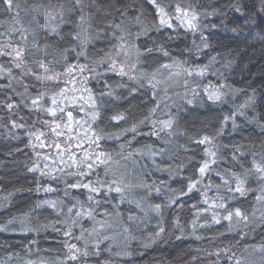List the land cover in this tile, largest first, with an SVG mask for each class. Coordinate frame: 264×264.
<instances>
[{
  "label": "trees",
  "instance_id": "16d2710c",
  "mask_svg": "<svg viewBox=\"0 0 264 264\" xmlns=\"http://www.w3.org/2000/svg\"><path fill=\"white\" fill-rule=\"evenodd\" d=\"M19 2L25 7L32 4L49 5V0ZM160 2L166 7L175 3L186 8L191 5L199 14V29L189 31L176 21L171 29L159 25L155 10L147 0H96V5L101 6L99 12L93 0H82L84 21L79 22V11L66 13L69 22L61 26V35H46L38 25H31L30 31L35 30L40 45H50L47 59L53 61L56 72L63 70V50L73 45H77L79 50L82 44L87 59L84 56L77 58L75 53L69 51L70 63L100 65L97 70L103 72L107 64L101 65L102 60L111 58L121 62L122 59V63L128 65L129 75L137 77L132 81L127 76L122 78L108 73L107 82L113 86L114 96L118 98L99 97L100 91L112 89L106 88L100 77L91 79L89 86L103 101L97 123L106 133L118 132L139 123L149 115L150 109L159 104L154 118L168 119L170 114L175 120L176 134L168 136L161 133L162 142L151 135V122L145 121L139 126L131 146L125 142L132 139V133L121 140L103 141L104 147L113 156L112 170L117 175L123 174L124 184L127 185L124 188L125 199L121 202L119 194L113 193L115 199L112 204L116 207L102 204L93 213L95 220L70 217L67 206L75 203L73 197L86 201V190L67 189L69 195L66 197L64 181L72 182L75 178L57 172L54 174L62 178L51 180L41 177L39 172L29 171L36 164L51 167L50 160L46 161L43 155L37 156L36 153L52 150L34 149L29 144L28 132L32 130L31 123L37 114L30 113L22 104L10 114L2 106L3 102L11 96L14 102L19 103L21 97L11 88L0 90V225L15 218L14 223L8 225V231L0 232V264H29V261L32 264H62L67 253L66 241L77 244L82 251L87 242L89 251L87 258L81 257L80 261H69L68 264H236L237 259L241 264H264V220L261 219L264 215V181L250 175L246 185L250 190L245 196H240L239 193L228 192L220 179V176H224L231 181L230 172H225V169L243 173L245 168L251 167L254 157L260 161L264 156V0ZM60 3L67 9L74 7L75 0H50L52 6ZM234 5L240 11H236ZM21 18L28 26L31 13L25 16L22 11ZM6 19L5 14H0V20ZM38 20L43 24V15L38 16ZM121 21V29L108 27L110 23L115 25ZM74 33H79L78 41L72 39ZM201 34L206 39L202 40ZM121 36L123 40L119 39ZM205 43L208 44L207 48L204 47ZM137 48L143 55H138ZM147 49L152 51L149 53ZM162 49L169 55L164 56ZM0 63L5 68L11 66L4 58H0ZM161 64L172 65V73L178 75H171L170 80L162 84V80H166L171 72L160 69L153 80L156 85L153 89L148 86L145 77ZM205 65L207 70L203 77H189L184 72V68L195 69ZM13 73L19 80L20 70L13 69ZM24 81L29 83L32 95L37 90L51 91L54 88L51 82L45 88L30 77L24 78ZM185 81L188 88H184ZM7 83V79H0V84ZM117 83L125 87L116 88ZM141 83L145 87L141 88ZM33 84L36 86L31 87ZM209 84L224 85L220 89L224 93L221 101H208L204 87ZM12 88L17 92L23 91L16 81H13ZM191 88H196L199 95L194 96ZM132 89H136L135 93L131 92ZM153 92L156 99H153ZM187 100L193 103L189 105ZM17 112L19 115L15 114ZM116 113L126 114L127 121L119 124L111 121L110 117ZM233 113L236 114L237 127L233 129L231 120L227 125H222L223 118ZM21 115L25 118L23 121L20 120ZM40 118L44 119L43 116ZM12 120L26 123L28 127L12 128ZM159 127L157 124L156 128ZM221 127L223 134L218 135ZM205 134L214 137L217 162L211 165L212 170L203 183L170 204V199L186 191L189 178L198 176V162L211 159L205 157V145L192 142ZM121 143L125 145L123 155L119 154ZM186 148L188 151H185ZM236 148H240L244 155L236 152ZM160 149L164 151L155 156L156 163L153 164L150 153H159ZM137 151L144 155L135 154ZM130 152L134 154L130 156ZM234 153L237 160L232 159ZM190 157L194 159L190 160ZM38 182L51 184L58 190L45 193L41 188L37 191ZM231 182L234 184V181ZM207 184L211 188H206ZM205 191L207 196L201 194ZM220 195L225 197L228 207H239L249 216L247 225L240 223L229 227V222L222 219L221 209L202 211L207 207L203 203L205 199L209 203L213 200L219 202L217 197ZM257 196L262 199L258 201ZM44 200L63 201L60 205L63 211L58 215L47 206L35 207ZM156 204L161 205L159 213L154 210ZM105 210L111 215H102ZM212 211L221 214V223L212 221ZM72 219H79V223L72 225ZM21 221H24L23 225ZM105 221L103 227L97 223ZM94 226L101 237H108L100 241L99 256L95 255L94 247L98 242L97 232L89 235L85 231L82 240L73 238L79 236L83 229L90 231ZM68 227L72 228V237L64 235ZM159 227H163L164 232L157 236ZM25 228L30 230L25 231ZM109 246L110 251L107 250Z\"/></svg>",
  "mask_w": 264,
  "mask_h": 264
},
{
  "label": "snow or ice",
  "instance_id": "6c2138e0",
  "mask_svg": "<svg viewBox=\"0 0 264 264\" xmlns=\"http://www.w3.org/2000/svg\"><path fill=\"white\" fill-rule=\"evenodd\" d=\"M147 3L152 5L154 8V15L159 22V25L165 26L167 28H173L172 21L178 22L180 27H185L187 30L196 32L200 25L199 14L195 9L189 5L187 8L183 7L180 3L169 4L167 7L163 5L160 0H147ZM93 4L96 5V0H93ZM236 11H240L238 6H235ZM42 10V11H41ZM96 10L99 12L101 10L100 5H96ZM24 12L25 16L31 13V18L28 20V26H25L23 19L21 18V12ZM74 11H79L81 15L79 16V22H83L85 17L83 15L84 6L82 0H75L74 7L65 9V5L60 3L58 6L44 5V4H32L28 7L23 6L19 0H0V14H5L7 16L6 20H0V58H4L7 63L11 66L8 68L4 67L3 63H0V79H7L8 83L6 85L0 84V90H5L11 88L16 95L21 97L19 103L14 102L11 96L3 102V107L10 113H13L14 109H18L22 104L28 109L30 113L37 114L36 119L31 123V129L28 132L29 144L35 149H51V152L45 151L43 153L37 152V156L43 155V159L46 161H51V167L48 164H44L41 167L39 164L34 165L29 168L30 172H39L41 177H47L51 180H59L62 177L55 175L54 173H61L68 177H73L75 179L72 182L65 180L66 185L64 195L67 197L69 195L67 189L74 190H86V201H81L79 197H73L75 203L67 206V213L70 217L74 216L76 218H88L90 220H95V215L93 214L97 208L102 204H112L115 197L113 193L119 194L121 202L125 199L124 188L127 185L124 184L123 174L117 175L111 168L113 161V156L110 151H107L103 145L105 140H121L128 133H132V139L126 141L129 146H131L132 140L135 139L139 132V126L145 121H150L153 127L151 135L160 138L162 142L163 138L160 136L161 133H166L168 136H173L175 120L169 114L168 119H155L156 111L160 107L156 104L155 107L150 109L149 115L145 116L139 123H133L130 127H124L118 132H105L97 121L101 117V107L103 104L102 99H98L97 93L94 92L93 88L89 86L91 79L95 77H100L106 88L112 89L110 91H100L99 97H109L118 98L114 96L115 89L111 84L107 82L108 73L114 75L125 77L127 76L129 80H137L136 76L129 75L125 71L124 63L119 62L115 59L109 58L107 61H101V65L107 64L103 72L98 71L97 66L81 63H70L68 52L71 51L76 54V57L84 56L87 59L86 51L81 44L79 50L77 45H73L71 48H65L61 55V59L64 61L63 70L56 72L53 68V61L48 60L49 55L48 48L50 45L47 43L40 45L39 40L36 39L35 30H31V25L35 23L38 25L46 35H61V26L69 22L66 19V13H72ZM175 13L174 15L172 13ZM43 15L44 23L40 24L38 16ZM58 18V19H57ZM70 19V18H69ZM140 17L137 16V20ZM10 21V23H9ZM55 21V23H52ZM121 23L119 24H109L108 27H115L116 29H121ZM79 27V24L77 25ZM235 31V29H233ZM32 36L31 42L29 41V36ZM115 35V33H113ZM73 40H79V33L72 34ZM123 40V36L119 37ZM201 39H206L203 34H201ZM123 48V44L120 45ZM204 47L207 48L208 44L205 43ZM147 52H151L152 49H147ZM164 56H168L167 51H163ZM42 53V55H40ZM138 55H143L139 48H137ZM127 55V53H125ZM215 60V57L212 58ZM58 63V61H57ZM119 65V66H118ZM172 65L161 64L156 71H153L148 76L145 77L148 82V86L155 88L156 85L153 80L156 79L157 73L160 69H170ZM13 69L20 70V79L16 80V76L13 73ZM207 66L197 67L195 69L184 68V72L187 76H199L203 77L206 73ZM91 74V75H88ZM171 75H178V73H170ZM30 77L37 84L47 87V84L51 82L54 88L51 91L47 90H37L35 95L30 94L29 83H25L24 78ZM13 81H16L23 88L22 92H17L16 89L12 88ZM99 82V81H98ZM33 84L31 87H35ZM116 88H124L125 85L122 83H117ZM143 88L145 85L140 84ZM185 87L188 88V82L185 81ZM224 85H207L204 87V95L207 97L208 101L216 103L221 101L224 93L220 91ZM136 89H132L131 92L135 93ZM194 96L199 95L196 88H191ZM6 94V93H5ZM153 99H156V93L153 92ZM186 103L191 105L192 100H187ZM19 115V113H15ZM235 113L231 116H225L222 121V125H227L229 120H231L232 127L235 129L237 123L235 120ZM43 116L44 119H41ZM11 118V117H9ZM24 116H20V120H24ZM110 120L119 124L121 121H127V115L124 113H116L110 117ZM159 124L160 127L157 129L156 125ZM41 125V127H37ZM12 128L24 129L28 127L26 123H17L15 120L11 121ZM218 135L223 134V127L218 131ZM191 139V138H190ZM214 137L207 134L200 138L193 139L192 142L198 145H205L204 153L205 157H211V159L205 158L198 162L197 172L198 176L195 179L189 178L186 191L181 192L175 198L170 199V204L175 203L183 195L190 194L193 189L197 188V185L204 182L205 178L209 176L211 172V165L217 162V151L214 150L213 145ZM124 143L119 145L123 155ZM145 147L150 148L151 146L146 145ZM164 149H160L159 153L152 151L150 156L152 157V163L155 164V156L157 154H162ZM185 151H188L186 148ZM236 152H241L240 148H236ZM53 152L55 155H53ZM134 153H129L133 155ZM139 155H144L137 151ZM127 158V157H125ZM194 159V157L189 158ZM233 160H237L235 153L232 156ZM241 167L244 165L241 163ZM48 169V171H45ZM225 172H230L231 181L224 176H220V173H216L220 176L223 185L227 186L226 190L231 193H239L240 196H245L248 189L246 187L248 178L250 175H254L259 181H264V156L261 157L260 161H257L255 157L251 161V167L245 168L243 173L231 171L225 169ZM148 187V186H146ZM219 187V186H218ZM264 187V185H262ZM43 188L45 193H53L58 189L53 187L51 184L43 185L38 182L37 191ZM206 188H211L210 184L206 185ZM159 192V188L156 189ZM174 191V190H173ZM150 194V188H149ZM203 196H207V192L201 193ZM256 199L259 201L262 197L257 196ZM209 203L208 199L203 201L207 205L206 208L202 209L204 212H208L209 209H221L223 210L222 219L229 222V227L233 224L244 223L247 225L249 223V216L244 213L239 207L230 208L222 195L217 197ZM63 201L58 200H44L38 202L35 207L40 208L42 206H47L54 211L59 213L63 211L60 205ZM115 208L116 205L112 204ZM161 205L156 204L154 210L159 213ZM27 215V214H25ZM102 215H111L105 210ZM254 215V213H253ZM132 219V217H129ZM211 219L214 223H221V214L212 211ZM264 220V215L261 217ZM15 218L10 219L7 224L0 225V232L8 231V225L13 224ZM72 225L79 223V219H72ZM104 226L105 222H97ZM24 224V221H21ZM195 224V221H193ZM111 227V225H108ZM25 231L30 229L25 228ZM88 231L89 235L93 232H97L95 226L89 231L88 229H83L79 236H74L76 240L84 239V232ZM125 231H128L125 228ZM164 232L163 227H159V231L156 233L157 236ZM66 237H72L73 231L71 227H68L64 232ZM98 242L94 245L96 252L95 255H100V241L108 239L107 236L101 237L97 232ZM199 239V237H197ZM65 247L67 249L66 256L62 261V264H68L69 261L77 262L81 260V257L87 258L89 256L88 245L85 242L83 251L77 244L65 242ZM107 250H111V247ZM235 255V254H233ZM29 264H32L29 261ZM236 264H241L240 260H236Z\"/></svg>",
  "mask_w": 264,
  "mask_h": 264
},
{
  "label": "rangeland",
  "instance_id": "374dc122",
  "mask_svg": "<svg viewBox=\"0 0 264 264\" xmlns=\"http://www.w3.org/2000/svg\"><path fill=\"white\" fill-rule=\"evenodd\" d=\"M174 21H175V20H173L172 23H173ZM120 61L122 62L123 60L121 59ZM118 66H119V65H118ZM124 66H125V71L129 73L130 71H129L128 65L124 63ZM167 70H168L169 72H171V73L174 71V69H167ZM175 72H177V71L175 70ZM171 77H172V76H171ZM169 80H170L169 77L166 78V80H162V81L164 82V83H162V84L167 83V81H169ZM184 88H186V87H184Z\"/></svg>",
  "mask_w": 264,
  "mask_h": 264
}]
</instances>
